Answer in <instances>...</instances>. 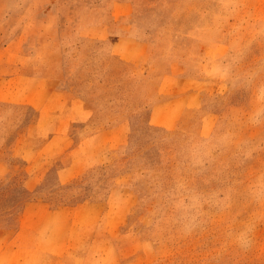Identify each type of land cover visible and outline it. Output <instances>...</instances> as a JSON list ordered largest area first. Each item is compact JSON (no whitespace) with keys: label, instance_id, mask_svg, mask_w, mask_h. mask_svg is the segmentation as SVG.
I'll use <instances>...</instances> for the list:
<instances>
[{"label":"rangeland","instance_id":"374dc122","mask_svg":"<svg viewBox=\"0 0 264 264\" xmlns=\"http://www.w3.org/2000/svg\"><path fill=\"white\" fill-rule=\"evenodd\" d=\"M115 1L0 0V264H264V0Z\"/></svg>","mask_w":264,"mask_h":264},{"label":"crops","instance_id":"0c3cea01","mask_svg":"<svg viewBox=\"0 0 264 264\" xmlns=\"http://www.w3.org/2000/svg\"><path fill=\"white\" fill-rule=\"evenodd\" d=\"M115 3L119 4L120 7L123 8V10L125 8L127 9L130 8L127 5L128 4L127 0H119V1H115ZM114 9H115V4L113 5L112 14L114 12ZM114 18H115V15H114ZM92 30H94L93 34H96L98 36L100 34L99 32H102V29H100V27L98 26L92 27ZM147 42L148 41L144 40L143 38L138 37L135 34H133L127 28V29H123L119 31L118 33H116L115 35L111 37V50L117 52L118 55L124 60L135 62V61L141 60L142 55L145 56V54L148 53V48H150V45ZM155 78H157L155 79L157 80V82H156V87L154 88V93H155V94L153 93L154 96L152 95L153 97L149 96L147 98L144 97L140 99L141 102H145L149 99L153 100L152 107L150 108L151 110L150 115L153 113V105L154 107L161 108V109H167V108L173 109V108H176L177 106L182 107V103H183V108L187 107L188 105H191L190 99L191 97L195 96V92L193 90H187L186 92L171 94L169 95V97L164 98V99L158 98L159 92L165 90L164 86L168 85L169 81L172 80L175 82H181L183 78L173 76L172 72L170 71L162 72L158 74L157 76H155ZM152 81H154V79ZM57 179L61 181L63 180L58 176V174H57ZM77 206H80V204L61 203L57 206H54L56 208L53 209L54 210L53 215L59 216V213H61L62 215L61 216L62 218L59 221L60 229H59L58 235L55 236L56 237L55 241L57 244L63 245V244L70 243L71 241L70 230L75 229V224H76V221L72 217L73 215L70 216V214L75 210L71 211L70 209L77 207ZM59 253L61 252L59 251ZM65 254L66 253H61L59 256H52V260L54 261L53 264H62V263L64 264L63 261L68 260Z\"/></svg>","mask_w":264,"mask_h":264}]
</instances>
